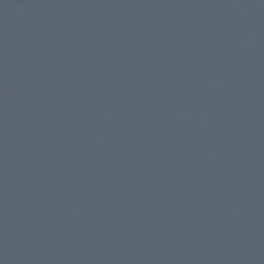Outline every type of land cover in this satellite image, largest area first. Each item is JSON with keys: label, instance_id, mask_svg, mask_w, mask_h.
Returning a JSON list of instances; mask_svg holds the SVG:
<instances>
[{"label": "water", "instance_id": "1", "mask_svg": "<svg viewBox=\"0 0 264 264\" xmlns=\"http://www.w3.org/2000/svg\"><path fill=\"white\" fill-rule=\"evenodd\" d=\"M0 264H264V0H0Z\"/></svg>", "mask_w": 264, "mask_h": 264}]
</instances>
